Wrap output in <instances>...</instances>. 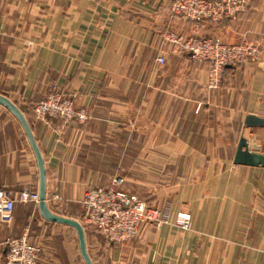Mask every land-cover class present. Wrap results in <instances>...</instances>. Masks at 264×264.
Wrapping results in <instances>:
<instances>
[{
	"label": "crops",
	"instance_id": "0c3cea01",
	"mask_svg": "<svg viewBox=\"0 0 264 264\" xmlns=\"http://www.w3.org/2000/svg\"><path fill=\"white\" fill-rule=\"evenodd\" d=\"M170 4L0 0V95L30 127L52 213L83 227L84 191L118 174L171 220L189 216L188 230L145 226L124 245L83 227L92 264H264V168L232 162L241 136L264 152V127L243 125L247 115L264 119V0L218 23L174 19ZM169 34L245 41L260 57L227 66L208 89L207 62L172 53ZM52 87L87 120L36 119L32 108ZM0 189L38 191L33 152L1 106ZM20 237L40 247L38 264H85L75 230L43 219L37 204L16 202L11 220L0 221V264L6 240Z\"/></svg>",
	"mask_w": 264,
	"mask_h": 264
},
{
	"label": "built area",
	"instance_id": "2783aa9c",
	"mask_svg": "<svg viewBox=\"0 0 264 264\" xmlns=\"http://www.w3.org/2000/svg\"><path fill=\"white\" fill-rule=\"evenodd\" d=\"M250 0H171L170 14L174 19L196 22L218 23L223 20L233 21L246 10ZM172 53L184 52L193 61L208 64V89L220 86L227 66L237 67L247 61H256L260 57L258 48L241 41L226 45L218 39L180 36L169 34L167 39ZM162 65V56L156 59ZM38 120L53 119L62 123L87 120L83 109L75 107L74 102L63 96L55 87L32 108ZM122 176L113 175L105 187L87 188L81 198L82 224L85 228L97 231L105 241L115 245L132 242L145 226L158 228L162 225L173 226L182 230L190 228L187 214L178 213L173 220L167 209L160 210L147 205L137 195L124 188ZM58 200L57 196L53 197ZM16 202L37 204V192H21L11 196L0 189V221L9 222ZM6 252L1 264H38L40 247L30 244L25 237L7 239Z\"/></svg>",
	"mask_w": 264,
	"mask_h": 264
},
{
	"label": "water",
	"instance_id": "95a60500",
	"mask_svg": "<svg viewBox=\"0 0 264 264\" xmlns=\"http://www.w3.org/2000/svg\"><path fill=\"white\" fill-rule=\"evenodd\" d=\"M0 106L7 110L9 114H11L18 121L35 157L38 169L37 208L41 217L48 222H53L73 228L76 232L79 253L83 261L85 262V264H92L86 251L84 230L81 224L73 219L56 215L52 213L47 207L45 193V171L43 167V161L25 117L15 106V104H13L8 98L3 95H0ZM243 125L245 128H263L264 119L254 115H247L244 119ZM232 162L234 165L264 168V152H260L255 147L251 148L247 140L243 136H241L237 143Z\"/></svg>",
	"mask_w": 264,
	"mask_h": 264
},
{
	"label": "rangeland",
	"instance_id": "374dc122",
	"mask_svg": "<svg viewBox=\"0 0 264 264\" xmlns=\"http://www.w3.org/2000/svg\"><path fill=\"white\" fill-rule=\"evenodd\" d=\"M81 212V211H80ZM80 220L79 221H82V212H81V215H80V218H79Z\"/></svg>",
	"mask_w": 264,
	"mask_h": 264
}]
</instances>
